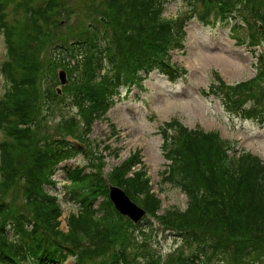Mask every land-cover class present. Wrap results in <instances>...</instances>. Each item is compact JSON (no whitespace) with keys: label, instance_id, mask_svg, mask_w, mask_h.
I'll use <instances>...</instances> for the list:
<instances>
[{"label":"trees","instance_id":"1","mask_svg":"<svg viewBox=\"0 0 264 264\" xmlns=\"http://www.w3.org/2000/svg\"><path fill=\"white\" fill-rule=\"evenodd\" d=\"M200 3L193 12L205 24H212L211 14L225 21V14L231 13L240 18L232 28L235 36L243 34L244 23L255 44V23L260 22L264 40V0ZM166 4L167 0H75L73 5L68 0H0L6 51L0 72L7 84L0 97V264H54L73 253L80 255L79 264H107L105 256L115 240L122 251L115 248L110 264H162L159 248L150 241L152 223L145 230L146 225H132L115 211L102 175L103 156L82 136L89 133L93 119L106 114L120 87L140 82L141 72L157 70L173 77L168 51L182 47L183 26L190 15L188 11L167 20ZM83 6L91 15L74 24L71 20ZM57 63L70 73L63 97L79 108L85 128L76 119H62L51 127L43 115L60 100L43 69ZM263 64L259 58L257 76L248 85L227 88L224 103L232 113L254 115V107L240 109L264 78ZM217 89L220 95L222 88ZM56 131L62 136L53 135ZM76 131L84 149L63 140ZM159 132L163 157L169 162L162 182L188 197L185 211L172 207L159 214L160 203L150 194L144 174L127 176L137 155L114 167L107 178L180 243L178 251L167 255L166 264H264V165L248 153L229 157L218 133L188 130L178 120L161 125ZM78 155L88 163L66 171L69 200L77 214L69 215L68 231L62 233L56 221L60 207L45 185L55 189L51 178L57 166ZM17 185L20 204L8 206L3 199ZM96 199L102 200L94 208ZM13 221L19 229L10 226V234L6 225Z\"/></svg>","mask_w":264,"mask_h":264},{"label":"rangeland","instance_id":"2","mask_svg":"<svg viewBox=\"0 0 264 264\" xmlns=\"http://www.w3.org/2000/svg\"><path fill=\"white\" fill-rule=\"evenodd\" d=\"M68 1L72 5L75 2V0ZM188 3V0H169L163 16L171 18L179 15L188 9ZM78 11L79 14L78 12L75 13L71 20L74 24H78L85 17L91 15L90 8L87 6H83ZM186 31L187 37L183 55L179 56L176 54L177 52H173L171 61L186 70L195 69L193 73L188 72L187 88L182 86L179 79L175 81V84H171L165 77L152 73L141 82L142 88L134 87L126 94L121 90V96L106 115L107 121L96 122L89 136V139L93 141L92 146H98L106 157L104 171H110V167L119 165L129 157L130 153L140 151L142 162L146 166V172L150 179L152 192L160 201L163 211L172 207L184 210L187 204L185 195L179 189L169 184H163L161 181V172L164 170L165 160L162 156V139L159 130L161 125L171 120H178L189 130L200 128L207 132H218L220 138L226 141L231 148L234 147L236 151L248 152L264 163V125L257 124V121L252 118L244 120L237 114L236 117L228 114L230 108L225 105V99L219 95L217 89L220 87L219 79L225 85L233 86L238 82L247 81L254 77V54L245 46L235 45L234 40L230 39V35H227V31L210 32L201 24H194L193 22H189ZM210 37H219L220 39L214 42ZM220 58H224L228 64L234 65L236 69L227 70L219 62ZM5 59V44L0 33V66ZM43 69L46 72L44 78L50 83L56 84L54 80L57 75V67L53 64L47 68L45 66ZM6 86V82L0 73V97ZM210 86L213 88L212 94L205 95L204 93L208 91ZM260 86L264 88V83H260ZM46 87L44 85V88ZM223 94L225 95L224 90ZM255 95L259 105H264L262 102L264 91L256 92ZM146 102L152 104L153 111L145 108ZM245 104L251 107L255 106L251 100L246 101ZM66 109L70 116L76 115V109L72 107H66ZM62 115L50 112L48 124L51 127L54 123L59 125ZM109 124L115 129L114 136L110 135ZM53 135L62 136L57 131ZM66 138L72 139L69 136ZM1 140L2 134L0 133ZM105 145L110 146L111 149H118L116 156L108 155V151L103 150ZM84 163L82 155L65 162L56 171L54 179L61 182L64 178L65 168L80 166ZM50 193L53 192L50 191ZM60 205L62 207L60 229L66 232L67 216L76 211L75 207L66 200ZM147 219L146 230L152 221L151 218ZM152 225L149 234H151L155 245L160 248L163 256L171 253L172 249L179 248L176 239L159 228L154 221ZM63 264H74V260L69 257Z\"/></svg>","mask_w":264,"mask_h":264},{"label":"water","instance_id":"3","mask_svg":"<svg viewBox=\"0 0 264 264\" xmlns=\"http://www.w3.org/2000/svg\"><path fill=\"white\" fill-rule=\"evenodd\" d=\"M58 79H59V82L61 83V85H64L66 83L65 74L61 71H59ZM110 197H111V200L113 201L115 207L117 208V210L121 214H124V215L128 214L126 209L123 207V203H124L123 195L121 194V192L118 189L110 186ZM121 205L123 208H121ZM132 219L134 222H136V218H132Z\"/></svg>","mask_w":264,"mask_h":264},{"label":"bare ground","instance_id":"4","mask_svg":"<svg viewBox=\"0 0 264 264\" xmlns=\"http://www.w3.org/2000/svg\"><path fill=\"white\" fill-rule=\"evenodd\" d=\"M219 62L227 69V70H230V69H236L234 65H231V64H228L227 61L224 59V58H220L219 59ZM133 218V217H131Z\"/></svg>","mask_w":264,"mask_h":264}]
</instances>
